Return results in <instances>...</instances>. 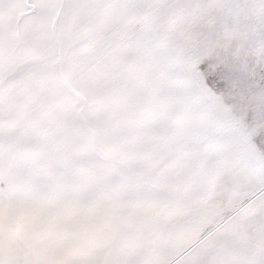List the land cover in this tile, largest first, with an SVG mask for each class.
I'll return each instance as SVG.
<instances>
[{"label": "snow or ice", "instance_id": "6c2138e0", "mask_svg": "<svg viewBox=\"0 0 264 264\" xmlns=\"http://www.w3.org/2000/svg\"><path fill=\"white\" fill-rule=\"evenodd\" d=\"M0 264H264V0H0Z\"/></svg>", "mask_w": 264, "mask_h": 264}]
</instances>
